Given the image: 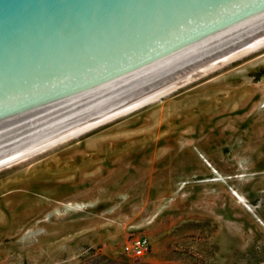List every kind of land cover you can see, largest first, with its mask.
Returning a JSON list of instances; mask_svg holds the SVG:
<instances>
[{
	"label": "rangeland",
	"instance_id": "obj_1",
	"mask_svg": "<svg viewBox=\"0 0 264 264\" xmlns=\"http://www.w3.org/2000/svg\"><path fill=\"white\" fill-rule=\"evenodd\" d=\"M135 237L143 258L123 253ZM263 257L264 48L0 170V264Z\"/></svg>",
	"mask_w": 264,
	"mask_h": 264
},
{
	"label": "water",
	"instance_id": "obj_2",
	"mask_svg": "<svg viewBox=\"0 0 264 264\" xmlns=\"http://www.w3.org/2000/svg\"><path fill=\"white\" fill-rule=\"evenodd\" d=\"M264 40V0H0V158Z\"/></svg>",
	"mask_w": 264,
	"mask_h": 264
},
{
	"label": "bare ground",
	"instance_id": "obj_3",
	"mask_svg": "<svg viewBox=\"0 0 264 264\" xmlns=\"http://www.w3.org/2000/svg\"><path fill=\"white\" fill-rule=\"evenodd\" d=\"M264 48V40L245 48L223 60H220L198 72H195L173 84H170L156 92H153L147 96L137 99L131 103L121 106L115 110L105 113L99 117L89 120L83 124L73 127L67 131L57 134L51 138L41 141L35 145L25 148L19 152L10 154L8 156L0 158V170L11 167L17 163L27 160L36 155L42 154L53 147L64 144L70 140L76 139L92 130H95L103 125L111 123L121 117L129 115L135 111H138L156 101L171 95L172 93L180 90L182 87L191 84L213 72L222 68L223 66L234 62L243 56L254 53ZM216 180V179H215ZM239 199V198H238Z\"/></svg>",
	"mask_w": 264,
	"mask_h": 264
},
{
	"label": "built area",
	"instance_id": "obj_4",
	"mask_svg": "<svg viewBox=\"0 0 264 264\" xmlns=\"http://www.w3.org/2000/svg\"><path fill=\"white\" fill-rule=\"evenodd\" d=\"M151 250V244L147 237H135L123 246V253L129 258H143Z\"/></svg>",
	"mask_w": 264,
	"mask_h": 264
},
{
	"label": "trees",
	"instance_id": "obj_5",
	"mask_svg": "<svg viewBox=\"0 0 264 264\" xmlns=\"http://www.w3.org/2000/svg\"><path fill=\"white\" fill-rule=\"evenodd\" d=\"M263 260H264V257H263V259L261 261H263Z\"/></svg>",
	"mask_w": 264,
	"mask_h": 264
}]
</instances>
